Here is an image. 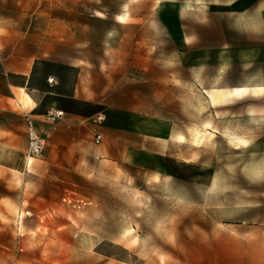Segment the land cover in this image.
I'll use <instances>...</instances> for the list:
<instances>
[{
	"label": "rangeland",
	"instance_id": "obj_1",
	"mask_svg": "<svg viewBox=\"0 0 264 264\" xmlns=\"http://www.w3.org/2000/svg\"><path fill=\"white\" fill-rule=\"evenodd\" d=\"M239 3L0 0L3 48L95 106L44 120L28 164L25 117L0 112L19 150L0 173V264H264V115L244 110L264 93L212 103L264 78V41L246 66L226 49Z\"/></svg>",
	"mask_w": 264,
	"mask_h": 264
},
{
	"label": "crops",
	"instance_id": "obj_2",
	"mask_svg": "<svg viewBox=\"0 0 264 264\" xmlns=\"http://www.w3.org/2000/svg\"><path fill=\"white\" fill-rule=\"evenodd\" d=\"M243 1L240 0L238 7L226 9V11L231 12L230 15H237L240 23L245 26H242L243 31L240 32L239 43L232 44L231 37L229 36L228 40H226V49H238L239 59L246 66L258 60L256 54L254 55L252 52L247 51L253 47L250 41H264V5L261 8L255 9V16L252 20L248 19L249 15L245 10L246 0L244 3ZM248 22L253 24V28L250 25L247 30L246 26ZM4 43H6V38L2 35V30L0 29V112L8 110L16 111L24 117L25 115L33 117L34 127L42 135L46 127L42 116L50 110H61L57 106L59 98L75 101L82 100L71 92L61 91L63 83L60 82L58 73H39L38 63L35 60H32L24 67L21 61L22 56L14 55L13 50L9 52L3 48ZM58 63L63 64L62 62ZM49 78H53L54 82L50 84L48 82ZM261 93H264V78L259 80L256 77L251 83L239 87L216 90L212 95V103H231L233 99L242 98L245 95L256 96ZM244 110L246 115H264V105H248ZM63 112L65 114L81 116L77 113ZM2 130L3 128L0 129V132ZM25 138L27 148L26 128ZM0 147L4 151V154L0 156V173L4 175L13 166L12 161L7 156V152L14 153V151L18 152L19 150L2 142H0ZM24 154L25 152L21 156L23 162H25Z\"/></svg>",
	"mask_w": 264,
	"mask_h": 264
},
{
	"label": "built area",
	"instance_id": "obj_3",
	"mask_svg": "<svg viewBox=\"0 0 264 264\" xmlns=\"http://www.w3.org/2000/svg\"><path fill=\"white\" fill-rule=\"evenodd\" d=\"M48 82L51 84L54 82L53 78H49ZM65 113L62 110H50L42 117L46 122L54 123L57 120L63 118ZM105 115L103 113H97L94 116V120L98 123L103 121ZM25 128L27 136V151L24 154V161L28 164L33 158H40L45 149V139L34 127L32 118L29 115H25ZM95 142L101 140V134L96 133L94 135Z\"/></svg>",
	"mask_w": 264,
	"mask_h": 264
},
{
	"label": "trees",
	"instance_id": "obj_4",
	"mask_svg": "<svg viewBox=\"0 0 264 264\" xmlns=\"http://www.w3.org/2000/svg\"><path fill=\"white\" fill-rule=\"evenodd\" d=\"M57 66L60 68V69H63L65 70L67 68V66L63 65V64H57ZM59 79H60V82H63V78L61 75H59ZM80 103L82 105V107H85V108H94V104L92 103H89V102H84V101H75V100H68L66 98H59V102H57V106L60 107V109L62 111H66V112H69V113H77L81 116H84V113L83 111H77L74 109V105L75 104H78ZM93 114H97L99 113L98 110L94 109L91 111Z\"/></svg>",
	"mask_w": 264,
	"mask_h": 264
}]
</instances>
